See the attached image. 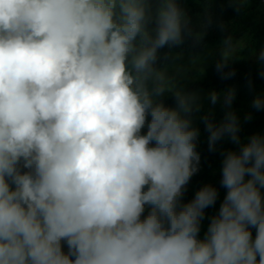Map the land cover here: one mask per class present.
Returning <instances> with one entry per match:
<instances>
[{"label":"clouds","instance_id":"obj_1","mask_svg":"<svg viewBox=\"0 0 264 264\" xmlns=\"http://www.w3.org/2000/svg\"><path fill=\"white\" fill-rule=\"evenodd\" d=\"M227 2L240 13L250 0ZM205 34L180 0H0V264H264V135L242 143L233 111L218 125L201 117L209 151L238 146L221 154L226 194L202 239L217 188L183 202L200 171L203 105L158 61ZM239 41H222L221 79L235 75L224 70ZM248 53L264 66V48Z\"/></svg>","mask_w":264,"mask_h":264},{"label":"trees","instance_id":"obj_2","mask_svg":"<svg viewBox=\"0 0 264 264\" xmlns=\"http://www.w3.org/2000/svg\"><path fill=\"white\" fill-rule=\"evenodd\" d=\"M181 6L186 10L191 20V28L193 33L204 31L206 34L203 39L197 43L194 36H186L182 46L173 48V56L177 53H189L197 56L205 54L210 50L222 45V41L226 36L231 35L233 39L243 37L245 46L242 47L241 53L236 58L229 61L228 67L224 70H235V75L230 79H221V74L216 71V63L213 61L204 70H195V79L184 85L186 91H195L198 94L216 91L220 93L221 103L213 106L207 103H202L200 112L195 113L193 117V126L197 127L200 135L197 143V151L201 155L200 171L194 175L189 184L187 191L183 197V202L187 203L194 198L195 192L204 185H212L217 188L219 196L214 207L205 210V219L201 222V232L199 238H203L209 224V218L219 211L220 203L226 194V190L220 187L221 180V161L223 152L228 150L238 151V146L234 145L224 138L217 142L216 150L209 151L208 148V133L205 131V126L201 117L205 114H210V119L214 124H219L225 114V111H233L239 120L241 131L239 133L241 142H247V138L253 134L264 135V110L256 111L251 107L255 97L260 96L264 99V77L260 76V72L264 71V66L259 65L256 60H252L254 54H249L253 48L255 53L264 48V15L263 5L261 0H250L245 9L240 13L234 11L233 6H230L227 0H213L208 11L212 17V23L206 29L201 27L206 21L205 3L204 0H180ZM223 25V30L222 26ZM167 48L160 50V56L168 52ZM176 62V59L167 61L161 59L158 61V67L168 65L171 68ZM251 81V87H249ZM183 83H179L182 85ZM234 88L236 95L232 103L231 109L223 107V95L230 89ZM167 106H174L175 101L171 94L166 93L163 97ZM251 114L252 119L245 121V116ZM146 132V128L143 130ZM264 195V190H262ZM148 209L146 208L145 215ZM253 237L255 230L252 229ZM64 251L67 252V247L64 246Z\"/></svg>","mask_w":264,"mask_h":264},{"label":"rangeland","instance_id":"obj_3","mask_svg":"<svg viewBox=\"0 0 264 264\" xmlns=\"http://www.w3.org/2000/svg\"><path fill=\"white\" fill-rule=\"evenodd\" d=\"M234 41H239L242 47L245 46L244 38L243 37H237L233 39ZM221 46H218L217 48L210 50L209 52L205 54H199L197 56L190 55L189 53H183L181 54L179 59H176L175 67H171L168 69L169 75H175L178 81V86L184 88V85L187 84L189 81L194 80V71L195 70H204L206 69L213 61H217L221 59ZM260 50H258L256 53L258 54ZM239 53H237L238 55ZM252 60H256V55L252 56ZM178 69V71H177ZM183 83L182 85H179V83ZM209 92L201 93L199 94L201 100V103H207L209 105H212L209 101ZM221 98L217 102L216 105H219L221 103ZM214 105V106H216Z\"/></svg>","mask_w":264,"mask_h":264},{"label":"built area","instance_id":"obj_4","mask_svg":"<svg viewBox=\"0 0 264 264\" xmlns=\"http://www.w3.org/2000/svg\"><path fill=\"white\" fill-rule=\"evenodd\" d=\"M261 4L263 5V15H264V0H261Z\"/></svg>","mask_w":264,"mask_h":264}]
</instances>
